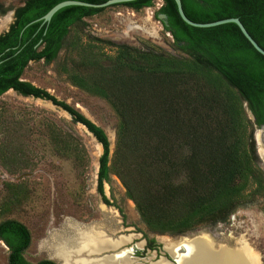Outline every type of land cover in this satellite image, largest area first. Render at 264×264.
I'll return each mask as SVG.
<instances>
[{
    "label": "trees",
    "instance_id": "trees-1",
    "mask_svg": "<svg viewBox=\"0 0 264 264\" xmlns=\"http://www.w3.org/2000/svg\"><path fill=\"white\" fill-rule=\"evenodd\" d=\"M61 1L24 0L16 8L13 22L0 34V95L14 90L50 100L84 124L102 145L100 193L112 172L146 228L170 235L223 221L249 201L248 196L264 198V169L252 133L254 125L264 123V55L235 23L192 26L181 19L174 0H162L159 11L166 15L165 29L175 42L183 43L184 54L115 44L110 55L102 51L101 39L84 42L78 35L70 37L71 27L107 6L66 5L49 22L34 21ZM152 1L119 4L137 9ZM181 4L185 15L196 22L238 17L264 49V0H181ZM62 48L60 70L73 85L106 100L116 115L111 157L101 126L22 79L30 61H54ZM31 239L23 222L0 220V242L8 248V264H58L48 258L26 259ZM149 246H157L154 238H149Z\"/></svg>",
    "mask_w": 264,
    "mask_h": 264
},
{
    "label": "rangeland",
    "instance_id": "rangeland-1",
    "mask_svg": "<svg viewBox=\"0 0 264 264\" xmlns=\"http://www.w3.org/2000/svg\"><path fill=\"white\" fill-rule=\"evenodd\" d=\"M23 4L24 0H0V34L9 28L16 8ZM162 4V0H153L150 6L137 9L122 4L109 5L71 27L70 37L78 35L84 42L90 37L101 39L105 42L100 43L102 51L110 55L115 53V44H127L142 49L160 48L181 56L183 43L175 42L163 28L165 18H161L159 11ZM64 55L62 48L54 61H30L22 79L46 89L101 126L110 142L111 157L116 115L106 100L71 83L60 70ZM247 116L249 118L248 112ZM256 127L254 125L252 133ZM101 154L102 145L96 138L50 100L25 96L14 90L0 95V220L14 218L28 227L32 239L24 252L26 259L52 257L64 264L66 258L57 248L65 242H80V234L87 232L95 236V240L103 235L114 241L122 236L129 240L101 252L79 255L86 259H102L116 251L123 255L127 249L131 256L137 251L145 252L136 256L144 263L161 256L170 259L161 240L168 250L166 246L174 244L181 236L203 235L212 238L215 244L247 248L255 264H264L263 197L248 196L249 201L237 207L227 219L199 226L185 234L148 232L157 246L146 250L147 238L142 232L146 226L120 179L110 172L109 180L103 184L105 195L97 190ZM260 166L264 169L261 159ZM96 253L99 258L88 257ZM7 255L8 248L0 242V264H8ZM73 256L76 259L75 254L68 258L70 264H76ZM120 257L117 259L123 258Z\"/></svg>",
    "mask_w": 264,
    "mask_h": 264
},
{
    "label": "bare ground",
    "instance_id": "bare-ground-1",
    "mask_svg": "<svg viewBox=\"0 0 264 264\" xmlns=\"http://www.w3.org/2000/svg\"><path fill=\"white\" fill-rule=\"evenodd\" d=\"M145 32L149 35H155L151 30H145ZM80 236V242L72 244L65 242L57 248V252L66 258L64 264H70L68 258L73 254L76 255V259L74 256L72 257L76 264H139L136 261L131 260L129 257L117 259L116 255L105 256V258L98 260L81 258L79 256L84 252H101L106 248L116 247L122 243L124 244V242L129 240V237L122 236L121 239L114 241L104 237V235L95 240L94 238L96 237L87 232H82ZM211 239L203 235H197L193 238L184 237L178 241H174V244L166 247L168 249L167 251H170L173 254H178L180 257V264H255L252 255L247 248H240L237 249V251H232V253H230L229 248L224 245H216L213 243V239ZM181 246L187 249L188 255L184 254L185 252H179ZM120 256L122 255H118L119 258H121ZM155 264L166 263L163 261Z\"/></svg>",
    "mask_w": 264,
    "mask_h": 264
},
{
    "label": "water",
    "instance_id": "water-1",
    "mask_svg": "<svg viewBox=\"0 0 264 264\" xmlns=\"http://www.w3.org/2000/svg\"><path fill=\"white\" fill-rule=\"evenodd\" d=\"M129 1H133V0H106V1H104L102 3H90V2L81 1V0H63V1L58 2L57 4H55L42 17H40V18H38V19H36L34 21L41 20L42 21V24L47 23V22L50 21L52 15L58 9H60L61 7L66 6V5H81V6H89V7H106V6H109V5L119 4V3L129 2ZM174 1L176 3L177 11H178L181 19L184 22H186L187 24L192 25V26H196V27H211V26H215V25L222 24V23L233 22V23H235L238 26V28L240 29V31L242 32V34L245 36V38L250 42V44L259 53H261L262 55H264V49L250 35V33L246 30V28L244 27L243 23L240 21V19L238 17H228V18H223V19H219V20H216V21H212V22H196V21H193V20L189 19L185 15V13L183 11V8H182L181 0H174ZM161 18H166V15L165 14H161ZM123 36L124 37H127V34H123ZM244 106H245V109L248 112L249 118L252 121H254L255 120V117L252 114V112L249 109H247L246 103L244 104ZM82 125L87 129V127L84 124H82ZM253 138H254V141H255L256 148H257L258 156H259V158L261 159V162L264 165V123L256 127V129H255V131L253 133ZM196 236H193V237H196ZM184 237L185 236H181L180 238H184ZM193 237H185V238H193ZM216 245H218V244H216ZM221 245H224L225 247L229 248L230 253H232V251L233 252L234 251H237V249H238L237 247H230V246H227L225 244H221ZM163 249L167 252V254L170 257V259L167 258V257L161 256L158 259H156L155 261H149L148 263H144V262H141L139 260V263L140 264H151V263L155 264V263H159V262H163V261L166 264H180L181 263L180 262V257L178 256V254H173L170 251H167L164 247H163ZM179 252H182V253L185 252L184 254L188 255L187 249L185 247H183V246L180 247ZM104 254H106V253H104ZM96 255H97V253L94 256H96ZM131 257L132 258H135V259H140L139 257H136L135 255H132ZM50 258L51 259H54L52 257H50ZM54 260L55 261L58 260L60 262L59 259H54ZM60 264H62V262H60Z\"/></svg>",
    "mask_w": 264,
    "mask_h": 264
},
{
    "label": "flooded vegetation",
    "instance_id": "flooded-vegetation-1",
    "mask_svg": "<svg viewBox=\"0 0 264 264\" xmlns=\"http://www.w3.org/2000/svg\"><path fill=\"white\" fill-rule=\"evenodd\" d=\"M162 14H164V13H162ZM165 25H167V21H166V18H165V20H164V23H163V28H165ZM109 140V139H108ZM105 182V181H104ZM104 184V183H103ZM98 190V189H97ZM99 192V191H98ZM100 193V192H99ZM100 194H103V195H105L104 194V190H103V193H100ZM105 197V196H104ZM143 236H146V238H147V245H146V247H145V249L146 250H148L149 248L150 249H153V248H151L150 246H149V238H152V237H150L149 235H148V232H153V231H149L147 228L146 229H144L143 231ZM161 242L163 243V247H165V244H164V242L161 240ZM128 243V242H127ZM156 243V242H155ZM156 245H157V243H156ZM218 245H220V244H218ZM137 250L139 249V248H137V247H135ZM145 250V251H146ZM125 254H123L122 256L123 257H126V258H130L131 260H134V261H136L137 263H139V259H135V258H132V257H130V255H129V250L127 249L126 251H123ZM145 253V252H144ZM143 252H141V251H137L136 252V255L135 256H142V254H144ZM109 255H116L117 257H118V251H116L115 253H111V254H109ZM115 256V257H116ZM88 257H90V258H99V257H96V256H94V254L93 255H89L88 254ZM116 257V258H117ZM46 258H48V259H51L50 257H46ZM51 260H54V259H51ZM55 261V260H54ZM57 262V261H56ZM58 264H60V262H57ZM140 264V263H139Z\"/></svg>",
    "mask_w": 264,
    "mask_h": 264
}]
</instances>
